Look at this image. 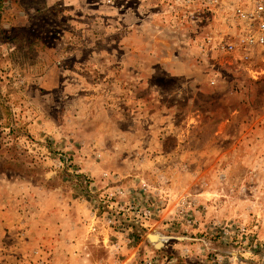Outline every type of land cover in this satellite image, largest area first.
<instances>
[{
	"label": "rangeland",
	"instance_id": "rangeland-1",
	"mask_svg": "<svg viewBox=\"0 0 264 264\" xmlns=\"http://www.w3.org/2000/svg\"><path fill=\"white\" fill-rule=\"evenodd\" d=\"M161 2L0 1V264H46L41 209L76 264H264V53L201 51Z\"/></svg>",
	"mask_w": 264,
	"mask_h": 264
},
{
	"label": "built area",
	"instance_id": "built-area-1",
	"mask_svg": "<svg viewBox=\"0 0 264 264\" xmlns=\"http://www.w3.org/2000/svg\"><path fill=\"white\" fill-rule=\"evenodd\" d=\"M160 5L155 6L154 20L189 27L193 31L190 40L199 43L201 51L212 42L211 26H221L224 34L215 48L244 58L264 53V0H162ZM208 84L213 85L214 79ZM151 216L150 210L142 213L145 220ZM135 217L142 218L139 212ZM144 264L153 263L147 260Z\"/></svg>",
	"mask_w": 264,
	"mask_h": 264
},
{
	"label": "crops",
	"instance_id": "crops-1",
	"mask_svg": "<svg viewBox=\"0 0 264 264\" xmlns=\"http://www.w3.org/2000/svg\"><path fill=\"white\" fill-rule=\"evenodd\" d=\"M65 214L60 210L41 209L23 215L26 222H23L22 228L25 237H27V241H23V244L27 246L29 252L34 250L39 254L43 253L41 259L46 264L77 263L79 257V253L75 252L77 244L73 245L68 240L66 241L67 234L69 233L71 239L72 232L60 225L62 218H65ZM74 227L76 228V226ZM88 261L91 264H96L94 259Z\"/></svg>",
	"mask_w": 264,
	"mask_h": 264
},
{
	"label": "water",
	"instance_id": "water-1",
	"mask_svg": "<svg viewBox=\"0 0 264 264\" xmlns=\"http://www.w3.org/2000/svg\"><path fill=\"white\" fill-rule=\"evenodd\" d=\"M151 238H152L151 241H152V243H153V245H154L155 248L158 249L159 247H161V244H162L161 243L162 242L161 241V236H159V235L156 234V235H152Z\"/></svg>",
	"mask_w": 264,
	"mask_h": 264
},
{
	"label": "trees",
	"instance_id": "trees-1",
	"mask_svg": "<svg viewBox=\"0 0 264 264\" xmlns=\"http://www.w3.org/2000/svg\"><path fill=\"white\" fill-rule=\"evenodd\" d=\"M1 1V0H0Z\"/></svg>",
	"mask_w": 264,
	"mask_h": 264
}]
</instances>
